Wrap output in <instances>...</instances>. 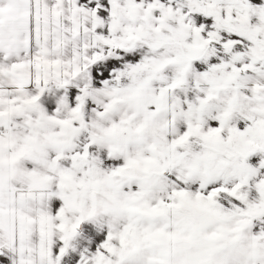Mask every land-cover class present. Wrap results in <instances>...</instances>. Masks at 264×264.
<instances>
[{
  "label": "snow or ice",
  "instance_id": "1",
  "mask_svg": "<svg viewBox=\"0 0 264 264\" xmlns=\"http://www.w3.org/2000/svg\"><path fill=\"white\" fill-rule=\"evenodd\" d=\"M0 264H264V0H0Z\"/></svg>",
  "mask_w": 264,
  "mask_h": 264
},
{
  "label": "rangeland",
  "instance_id": "2",
  "mask_svg": "<svg viewBox=\"0 0 264 264\" xmlns=\"http://www.w3.org/2000/svg\"><path fill=\"white\" fill-rule=\"evenodd\" d=\"M81 233L82 235L76 241L77 252L73 253L77 258L79 252L83 251L84 248L87 247L90 250H94L106 239L107 227L105 226L103 230H98L93 224L85 223L82 225ZM89 239L92 240L91 244H89Z\"/></svg>",
  "mask_w": 264,
  "mask_h": 264
}]
</instances>
